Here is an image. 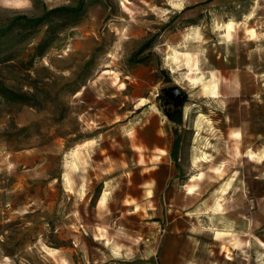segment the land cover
I'll use <instances>...</instances> for the list:
<instances>
[{
  "label": "rangeland",
  "instance_id": "obj_1",
  "mask_svg": "<svg viewBox=\"0 0 264 264\" xmlns=\"http://www.w3.org/2000/svg\"><path fill=\"white\" fill-rule=\"evenodd\" d=\"M79 1L0 0V28ZM237 104L264 119V0H82L0 34V264H196L197 207L240 159Z\"/></svg>",
  "mask_w": 264,
  "mask_h": 264
},
{
  "label": "crops",
  "instance_id": "obj_2",
  "mask_svg": "<svg viewBox=\"0 0 264 264\" xmlns=\"http://www.w3.org/2000/svg\"><path fill=\"white\" fill-rule=\"evenodd\" d=\"M229 21L225 23L228 26L224 31L219 33L221 36L226 35L224 40L231 37L236 24L234 20ZM253 30L251 28L252 33ZM197 34V28H193L188 37ZM192 60V54L187 52L184 56L185 67L190 66V71H197L188 80L197 85L202 84L205 77L214 79L212 90L207 96L218 97L219 83L214 72L210 69L201 72L198 69L201 66ZM228 113V132L233 136L236 150L241 149L238 155L240 159H235L238 165L235 164L234 168L233 161H230L228 180L222 185L223 188L221 184L219 188L214 187L222 188V199L214 202L208 199L197 207L198 213L207 218V223L200 229L197 245L193 248L197 250L196 264H264V119L262 114L258 118V112L253 107L240 104ZM158 144L154 141L152 145ZM201 173L196 175L201 177ZM193 190L189 187V192ZM254 199L256 203L253 205Z\"/></svg>",
  "mask_w": 264,
  "mask_h": 264
},
{
  "label": "trees",
  "instance_id": "obj_3",
  "mask_svg": "<svg viewBox=\"0 0 264 264\" xmlns=\"http://www.w3.org/2000/svg\"><path fill=\"white\" fill-rule=\"evenodd\" d=\"M82 8V0L76 6H58L49 9L44 15L39 17H29L26 14H16L14 17L10 19V21L3 27L0 28V34L6 33L8 30L14 28L15 26L19 25L20 23H27V24H36L40 23L47 17V15L56 14L60 12H68V13H78ZM145 46V45H144ZM142 46V48H144Z\"/></svg>",
  "mask_w": 264,
  "mask_h": 264
},
{
  "label": "flooded vegetation",
  "instance_id": "obj_4",
  "mask_svg": "<svg viewBox=\"0 0 264 264\" xmlns=\"http://www.w3.org/2000/svg\"><path fill=\"white\" fill-rule=\"evenodd\" d=\"M185 99L183 91H176L173 85H167L162 89L161 101L165 105V110L168 112L170 118L175 121L180 120L181 106Z\"/></svg>",
  "mask_w": 264,
  "mask_h": 264
},
{
  "label": "bare ground",
  "instance_id": "obj_5",
  "mask_svg": "<svg viewBox=\"0 0 264 264\" xmlns=\"http://www.w3.org/2000/svg\"><path fill=\"white\" fill-rule=\"evenodd\" d=\"M175 5H181L180 3H174ZM175 57H177V55H174ZM155 106L158 108V106L155 104ZM104 190H105V193H107V192H109V190H110V187H108V186H106L105 188H104Z\"/></svg>",
  "mask_w": 264,
  "mask_h": 264
},
{
  "label": "water",
  "instance_id": "obj_6",
  "mask_svg": "<svg viewBox=\"0 0 264 264\" xmlns=\"http://www.w3.org/2000/svg\"><path fill=\"white\" fill-rule=\"evenodd\" d=\"M173 88H174L176 91H180V87H178L177 85H174Z\"/></svg>",
  "mask_w": 264,
  "mask_h": 264
}]
</instances>
